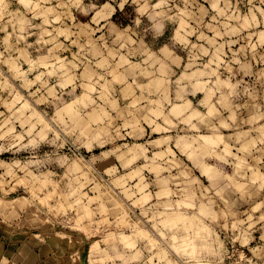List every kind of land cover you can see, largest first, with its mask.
Instances as JSON below:
<instances>
[{"label": "rangeland", "instance_id": "1", "mask_svg": "<svg viewBox=\"0 0 264 264\" xmlns=\"http://www.w3.org/2000/svg\"><path fill=\"white\" fill-rule=\"evenodd\" d=\"M0 228L31 264H264V0H0Z\"/></svg>", "mask_w": 264, "mask_h": 264}, {"label": "crops", "instance_id": "2", "mask_svg": "<svg viewBox=\"0 0 264 264\" xmlns=\"http://www.w3.org/2000/svg\"><path fill=\"white\" fill-rule=\"evenodd\" d=\"M12 236L14 235H9L0 228V264H31L30 261L20 258L24 252V241L21 242L18 237L13 239Z\"/></svg>", "mask_w": 264, "mask_h": 264}]
</instances>
